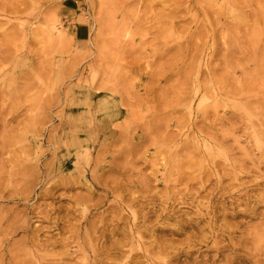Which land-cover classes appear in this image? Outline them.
I'll list each match as a JSON object with an SVG mask.
<instances>
[{
  "label": "rangeland",
  "instance_id": "rangeland-1",
  "mask_svg": "<svg viewBox=\"0 0 264 264\" xmlns=\"http://www.w3.org/2000/svg\"><path fill=\"white\" fill-rule=\"evenodd\" d=\"M0 264H264V0H0Z\"/></svg>",
  "mask_w": 264,
  "mask_h": 264
},
{
  "label": "bare ground",
  "instance_id": "bare-ground-1",
  "mask_svg": "<svg viewBox=\"0 0 264 264\" xmlns=\"http://www.w3.org/2000/svg\"><path fill=\"white\" fill-rule=\"evenodd\" d=\"M208 1V0H207ZM209 4H210V2H209ZM211 7H212V5H211ZM213 9V8H212ZM214 10V9H213ZM227 10V9H226ZM215 11V10H214ZM217 11H218V8H217ZM228 11V10H227ZM225 25V24H224ZM223 25V26H224ZM203 88V87H202ZM201 88V89H202ZM208 90V89H207ZM211 90V89H210ZM199 92V91H198ZM202 92H203V90H202ZM201 92V93H202ZM206 92V91H205ZM213 92H214V90L212 91V94H213ZM200 92H199V94H201ZM206 93H208V92H206ZM215 93V92H214ZM241 93V89H239V88H231V89H229V90H227L226 92H225V96H227V97H233V96H235V95H238V94H240ZM205 94V93H204ZM202 95V94H201ZM216 95V94H215ZM195 96V95H194ZM204 96V95H203ZM212 96H214V95H212ZM217 96V95H216ZM202 97V96H201ZM216 98V97H215ZM202 101V100H201ZM201 101H200V103L198 102V108H199V104H201ZM203 102V101H202ZM197 109V108H196ZM201 115H203V114H201ZM200 115V116H201ZM207 115V114H206ZM228 115V114H227ZM230 116H232L231 118L232 119H236L237 118V114H235L234 112H232V113H230ZM204 117H206V116H204ZM204 117H202V118H204ZM226 117V116H225ZM241 117V116H240ZM239 118V117H238ZM227 119V118H226ZM230 119V118H229ZM207 120V119H206ZM204 121V120H203ZM202 122V121H201ZM211 122V121H210ZM206 123H209V122H206ZM205 123V124H206ZM208 128V127H207ZM200 129V128H199ZM205 129V128H204ZM202 130V129H201ZM254 134V133H253ZM222 139L224 138L223 136L221 137ZM222 145H223V141H220L219 142V146H221L222 147ZM229 149L231 150V146H223V150L224 151H229ZM259 150V149H258ZM262 152H260L259 154H261ZM254 154V153H253ZM257 155H258V153H257ZM209 157L208 158H210V160L211 161H213V164H214V166H219L220 164L216 161V160H214L215 159V157H212V156H210V155H208ZM253 158V157H252ZM244 162H243V159H240L238 162H237V160H232V162H230V165H231V167H239V168H243V166H244V164H243ZM223 168V167H222ZM241 171V170H240ZM241 172H243V171H241ZM233 175H235V176H233V177H236L237 175L236 174H233ZM203 176H205V177H207L208 179H210V175L209 174H206V173H204L203 174ZM226 176V175H225ZM232 176V175H231ZM228 177V176H227ZM236 179V178H235ZM212 191V190H211Z\"/></svg>",
  "mask_w": 264,
  "mask_h": 264
}]
</instances>
